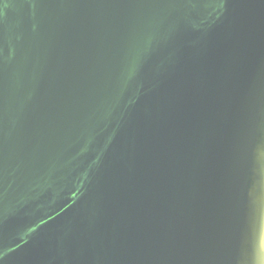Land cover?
Returning a JSON list of instances; mask_svg holds the SVG:
<instances>
[{
	"label": "water",
	"instance_id": "1",
	"mask_svg": "<svg viewBox=\"0 0 264 264\" xmlns=\"http://www.w3.org/2000/svg\"><path fill=\"white\" fill-rule=\"evenodd\" d=\"M0 264H264V0H0Z\"/></svg>",
	"mask_w": 264,
	"mask_h": 264
}]
</instances>
